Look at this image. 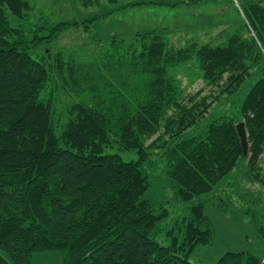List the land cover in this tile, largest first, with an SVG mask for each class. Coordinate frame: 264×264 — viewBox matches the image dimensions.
I'll return each mask as SVG.
<instances>
[{"label":"trees","instance_id":"16d2710c","mask_svg":"<svg viewBox=\"0 0 264 264\" xmlns=\"http://www.w3.org/2000/svg\"><path fill=\"white\" fill-rule=\"evenodd\" d=\"M203 1L108 0L110 9L83 21L35 24L29 0H0V264H33L46 252L60 254L63 264H198L196 250L215 241L204 202L168 232L169 245L152 236L169 214L147 196L152 158L160 153L182 202L213 193L241 162L261 169L264 2L247 1L241 23L218 42L190 39L176 48L167 31L107 41L93 31L132 7ZM71 29L92 33L93 53L48 49ZM192 65L218 95L187 94L179 75L195 71ZM61 91L73 98L63 108ZM229 100H236L235 116L208 119L215 103ZM115 150L135 151L137 159L125 161ZM216 264L262 260L228 252Z\"/></svg>","mask_w":264,"mask_h":264},{"label":"rangeland","instance_id":"374dc122","mask_svg":"<svg viewBox=\"0 0 264 264\" xmlns=\"http://www.w3.org/2000/svg\"><path fill=\"white\" fill-rule=\"evenodd\" d=\"M121 5L135 2H176L180 0H119ZM186 2L190 0H185ZM204 0L198 5H185L176 8L143 5L132 7L128 11L114 15L99 22L94 27V36L101 41L110 40L114 36L129 38L137 33L164 32L170 34V40L176 48L184 46L190 39L198 41L218 42L223 32L234 24L241 23L238 14L249 0ZM264 2V0H251ZM33 6L30 21L41 23H59L63 21L86 20L97 13L110 9L108 0H100L101 5L85 9L79 0H29ZM13 19V18H12ZM13 23L15 21L13 20ZM92 33L84 29H71L63 33L60 38L52 43L48 49L53 51L64 48L69 51L80 52L88 55L93 53L97 42L91 39ZM44 51V50H42ZM41 51V52H42ZM36 57L35 54H33ZM193 67L189 66L190 70ZM185 75H179L187 94L194 95L202 91V95L216 96L219 94L217 87L209 86L192 69ZM195 73L197 79L194 78ZM63 108L73 101V98L60 92ZM236 100L227 103H215L211 108L208 119L221 116L236 115ZM196 133L190 130L187 134ZM114 152L121 155L125 161L137 159L135 151ZM154 171L151 172L152 187L147 196L155 204L167 209L169 214L165 217L152 234L158 242L169 245L171 232L178 221L183 217L192 216L191 208L199 202L206 205L207 215L212 223L215 241L208 246L200 247L193 256V262L198 264H216L228 252H248L261 258L264 264V156L261 169L250 171L247 162H241L231 174L217 186L213 193L197 196L189 202H182L173 195L170 180L165 174V162L160 153L153 158ZM183 231H176L175 236L181 241ZM33 264H63L62 256L56 252L37 253Z\"/></svg>","mask_w":264,"mask_h":264},{"label":"water","instance_id":"95a60500","mask_svg":"<svg viewBox=\"0 0 264 264\" xmlns=\"http://www.w3.org/2000/svg\"><path fill=\"white\" fill-rule=\"evenodd\" d=\"M237 131L241 139V144L243 147V156L246 157L248 155V141H247V133L244 123L237 124Z\"/></svg>","mask_w":264,"mask_h":264}]
</instances>
